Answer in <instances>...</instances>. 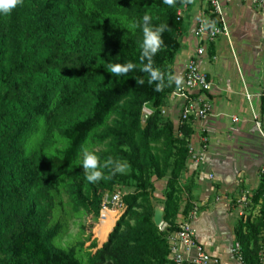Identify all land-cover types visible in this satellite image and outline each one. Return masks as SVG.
<instances>
[{"label":"trees","instance_id":"trees-1","mask_svg":"<svg viewBox=\"0 0 264 264\" xmlns=\"http://www.w3.org/2000/svg\"><path fill=\"white\" fill-rule=\"evenodd\" d=\"M193 2L23 0L9 15H0V264H83L75 248L53 245L59 225L45 228L40 218L44 212L52 216V193L64 176H75L74 165L90 141L101 148L102 193L117 191L118 184L135 185L134 193L123 197L125 211L115 231L90 264H173L169 236L179 227V180L193 129L185 123L178 130L162 109L178 88L168 77L174 75L185 29L179 10ZM145 14L153 29L166 25L152 57L163 75L160 92L159 81L149 84V74L141 71L148 63L140 59ZM129 62L135 68L120 78L108 71ZM146 105L152 114L143 126ZM41 123L67 143L57 156L27 151ZM119 164L130 172L121 174ZM158 185L164 194L154 204ZM73 188L80 196L81 185ZM101 203L95 194L88 205L99 215ZM259 203L258 214H245L236 226L243 264H262L264 174L249 206ZM82 205L88 207L85 199ZM159 205L165 206L163 231L154 222Z\"/></svg>","mask_w":264,"mask_h":264},{"label":"crops","instance_id":"crops-1","mask_svg":"<svg viewBox=\"0 0 264 264\" xmlns=\"http://www.w3.org/2000/svg\"><path fill=\"white\" fill-rule=\"evenodd\" d=\"M222 3L230 37L206 43L207 53L198 60L199 70L213 85L211 92L202 95L210 103V115L191 123L189 151L193 150L196 159L189 156L179 180L181 210L176 222H190L198 230V243L223 264H240L233 254L237 223L245 214L254 218L262 202L250 207L264 166V0L258 6L243 0ZM208 9L209 0H194L180 9L185 29L174 64L173 76L181 81L177 85L173 80L177 87L197 55L200 44L194 32ZM183 104L170 95L163 115L176 125ZM254 115L259 117L261 130ZM246 194L249 203L239 204ZM261 247L264 264V241Z\"/></svg>","mask_w":264,"mask_h":264},{"label":"rangeland","instance_id":"rangeland-1","mask_svg":"<svg viewBox=\"0 0 264 264\" xmlns=\"http://www.w3.org/2000/svg\"><path fill=\"white\" fill-rule=\"evenodd\" d=\"M145 108L151 111V105H146ZM114 120V117L110 118L107 126H112ZM66 145L67 143L56 132L49 133L46 126L41 123L39 130L28 141L27 151L28 153L41 151L44 156H57L59 152L66 148ZM85 148L96 156L101 150L92 141L88 142ZM82 160L83 152L74 165L75 176H64L57 191L52 193L54 198L52 216L49 217L44 212L41 214L42 217L40 219L42 226L45 228L59 225V235L53 241L55 247L63 250L75 248L81 262L83 264H90L97 248L103 247L108 242L110 235L115 231L125 208L121 207L120 212L113 215L107 225L100 222V216L88 204L95 194L99 195L100 198L105 196L106 193H102L99 186L103 180V176L101 175V178L96 182L87 181ZM98 160L99 165L97 170L102 172V160L99 157ZM129 172V168L126 167V170L120 173ZM77 185H81L80 196L75 194L76 190L73 188V186L76 187ZM115 189L127 196L134 193L135 185L131 181L128 184H118ZM157 189L154 204L161 203L164 194V190L159 185ZM82 199L86 200L88 207L82 205ZM104 264H114V262L107 260Z\"/></svg>","mask_w":264,"mask_h":264},{"label":"built area","instance_id":"built-area-1","mask_svg":"<svg viewBox=\"0 0 264 264\" xmlns=\"http://www.w3.org/2000/svg\"><path fill=\"white\" fill-rule=\"evenodd\" d=\"M255 6L261 4V0H243ZM210 14H205L198 20L194 36L199 42L197 55L193 58L185 69L184 81L173 93L172 96L183 100L184 104L180 119L176 128H180L185 123H192L198 120H206L210 115V103L202 98V95L211 92L212 82L209 77L199 70L198 60L206 55V43H213L220 36L230 37V31L227 25L225 10L222 0H209ZM179 15L183 17L182 10ZM216 16L218 22H215L211 16ZM147 110V109H146ZM152 114V111H148ZM257 121V127L261 130L259 117L254 115ZM237 121V119H235ZM180 136L182 135L179 133ZM264 139V132L261 131ZM206 141V140H205ZM189 156L196 159L193 150L190 148ZM264 174V166L260 170ZM123 195L120 191L108 192L102 198L100 222H107L111 217L120 212L123 203ZM250 195L246 194L239 200V204L247 205ZM197 211V209H195ZM165 224L161 230H165ZM170 250L172 253L173 264H223L218 257L207 253L198 243V230L188 221L179 224L178 230L169 236ZM239 243L235 244L233 254L240 264H243V254Z\"/></svg>","mask_w":264,"mask_h":264},{"label":"clouds","instance_id":"clouds-1","mask_svg":"<svg viewBox=\"0 0 264 264\" xmlns=\"http://www.w3.org/2000/svg\"><path fill=\"white\" fill-rule=\"evenodd\" d=\"M164 4L169 6H174L175 0H163ZM23 3V0H0V15H9L13 9L17 7V5H20ZM151 17L147 14L143 17V33H144V39L143 43L141 45L142 52L140 59L143 62L145 59H147L148 63L144 64L141 68V71L149 74V80L148 83L152 84L156 81H159V83H156L155 91L160 92L164 88L163 83V75L159 71V69L153 68L152 63V57L157 53V51L160 49L163 41L161 39V33L165 30L166 25H160L159 27L153 29L151 26H149V21ZM135 68V65L131 62L127 64H112L109 66L108 71L112 74H114L117 78H120L123 75H126L129 73L132 69ZM169 85L173 80H175L176 84L179 85L181 81L174 77L169 76ZM138 84H143L144 80L140 79L137 81ZM111 163V161H109ZM99 165L98 157L92 153L89 152L86 148L83 150V160H82V166L86 172V180L89 182H96L101 178V171L97 170ZM107 166V165H105ZM117 171L124 172L126 170V165L119 164L117 166Z\"/></svg>","mask_w":264,"mask_h":264},{"label":"water","instance_id":"water-1","mask_svg":"<svg viewBox=\"0 0 264 264\" xmlns=\"http://www.w3.org/2000/svg\"><path fill=\"white\" fill-rule=\"evenodd\" d=\"M150 115L151 114L148 112V110L145 109L143 111V114H142V125L143 126L146 125V122L149 119ZM164 215H165V206L164 205L157 206L155 210V215H154V222H155V225L160 229L165 225Z\"/></svg>","mask_w":264,"mask_h":264}]
</instances>
